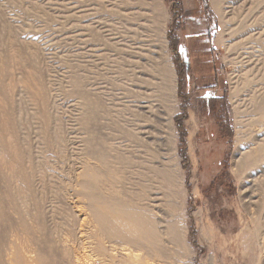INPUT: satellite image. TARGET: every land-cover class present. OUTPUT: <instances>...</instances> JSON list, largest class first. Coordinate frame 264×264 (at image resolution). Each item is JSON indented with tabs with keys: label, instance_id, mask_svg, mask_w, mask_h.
I'll return each instance as SVG.
<instances>
[{
	"label": "rangeland",
	"instance_id": "rangeland-1",
	"mask_svg": "<svg viewBox=\"0 0 264 264\" xmlns=\"http://www.w3.org/2000/svg\"><path fill=\"white\" fill-rule=\"evenodd\" d=\"M218 4L0 0V264H264V0Z\"/></svg>",
	"mask_w": 264,
	"mask_h": 264
},
{
	"label": "bare ground",
	"instance_id": "bare-ground-1",
	"mask_svg": "<svg viewBox=\"0 0 264 264\" xmlns=\"http://www.w3.org/2000/svg\"><path fill=\"white\" fill-rule=\"evenodd\" d=\"M210 3L212 7L215 9V11L219 13V7H218L219 0H210ZM262 65H264V63ZM261 68L263 69V66H260V69ZM231 90L232 91L230 95L234 96L237 89L235 90V88H232ZM255 113L257 117L254 119L253 125L254 127H257V128L256 130H253V131L261 132L260 135L264 136V133H262V131L264 132V127H263L264 117L262 116L264 113V100L259 101V103L256 105ZM255 140L256 141L260 140V141L259 142L254 141L253 143H255L254 144L255 146L251 147L244 156L243 155L241 156L240 149L238 148L236 149L235 158H234V166L236 168L240 169L246 166L252 167L255 165H257V168H264V137L260 139L256 137ZM239 153H240V156L237 157ZM262 161H263V165H261ZM110 205L115 207L116 209L119 208L118 203H115L113 205L110 204ZM117 216L119 217V219L117 217L114 218L113 221L115 224L111 227V231L115 233L116 236H119L124 243H131V242H134V243L136 242L137 244H140V243L150 244L151 243L152 239L150 235L148 234V229L147 228L142 229V225L144 224L143 220L138 219L135 222L127 214V211L125 208H121V211L118 213ZM146 218H147L146 216H143V219H146ZM117 222L122 224V228L118 224H116Z\"/></svg>",
	"mask_w": 264,
	"mask_h": 264
},
{
	"label": "trees",
	"instance_id": "trees-1",
	"mask_svg": "<svg viewBox=\"0 0 264 264\" xmlns=\"http://www.w3.org/2000/svg\"><path fill=\"white\" fill-rule=\"evenodd\" d=\"M177 8V9H176ZM173 9H175V10H179L180 9V6L178 5L177 7H175L174 8V6H173ZM172 44H171V48L174 50V52H177V45H178V42H177V40L175 39V38H172ZM176 58H177V60H178V54L176 53ZM175 121H176V123H177V127H178V130H179V132H180V143H181V145H183L184 144V137H185V130H184V127H183V124H182V120L179 118V116H177L176 118H175ZM183 154H184V152H183Z\"/></svg>",
	"mask_w": 264,
	"mask_h": 264
}]
</instances>
